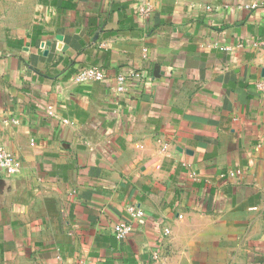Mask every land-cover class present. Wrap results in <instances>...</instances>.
Wrapping results in <instances>:
<instances>
[{"label": "crops", "instance_id": "0c3cea01", "mask_svg": "<svg viewBox=\"0 0 264 264\" xmlns=\"http://www.w3.org/2000/svg\"><path fill=\"white\" fill-rule=\"evenodd\" d=\"M262 79L264 0H0V264H264Z\"/></svg>", "mask_w": 264, "mask_h": 264}, {"label": "built area", "instance_id": "2783aa9c", "mask_svg": "<svg viewBox=\"0 0 264 264\" xmlns=\"http://www.w3.org/2000/svg\"><path fill=\"white\" fill-rule=\"evenodd\" d=\"M256 5L248 6V8H256ZM142 74L136 73L132 76H120L117 79V89L120 93H125L127 90V84L130 79H140ZM105 74L98 69L91 68L85 69L79 72L76 75L77 82L85 81H103ZM257 90L264 92V79L260 80L256 84ZM21 167L19 161H17L10 153L6 150L0 148V174H5L7 176H15ZM130 217L133 220H140L143 217L142 210L137 208H129ZM115 236L117 239L121 240L128 236L133 231V225L129 221L119 222L115 228ZM166 234H169L170 231L166 230Z\"/></svg>", "mask_w": 264, "mask_h": 264}]
</instances>
